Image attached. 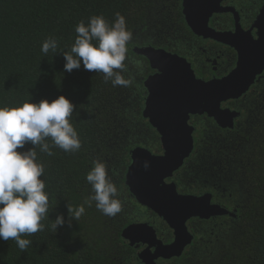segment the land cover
I'll return each instance as SVG.
<instances>
[{"label": "trees", "instance_id": "1", "mask_svg": "<svg viewBox=\"0 0 264 264\" xmlns=\"http://www.w3.org/2000/svg\"><path fill=\"white\" fill-rule=\"evenodd\" d=\"M182 1L0 0V107L51 102L64 96L75 106L70 123L81 141V148L75 153L54 147L53 155L48 156L36 147L37 160L45 167L42 179L49 194V211L41 221L45 230L22 236L31 241L23 252L14 240H0V264L118 262L117 244L121 243L117 227L123 220L121 212L109 217L97 210L95 202L91 207L85 204L92 194L86 174L94 162L105 163L120 199L129 194L124 174L130 151L139 146L151 151L159 148L157 132L142 116L146 96L143 82L149 66L133 49L152 41L163 47L169 43L165 40H175L176 29H185ZM117 13L125 18L127 29L132 32L126 70L121 74L134 83L114 87L99 72L83 68L65 72L63 54L74 44L76 25L80 21L87 24L92 16H103L111 25ZM153 32L160 34L151 37ZM48 37L58 41V48L44 55L41 46ZM259 103L260 109L252 114L249 129L245 132L244 127L242 132L243 149L230 156L238 161L237 168H232L236 185H227L223 198L215 195L229 209L238 206L236 217L222 225L209 245L211 251L205 256H192L195 259L191 264H264V100ZM246 118L250 121L249 113ZM203 126L207 129L206 124ZM208 131L204 132L206 137ZM31 147L26 144L18 151ZM129 200L126 197L125 203ZM80 205L85 212L69 227L67 221L73 214L68 208ZM57 215L63 216L66 223L58 226L55 233L50 224ZM202 237L200 234L198 238Z\"/></svg>", "mask_w": 264, "mask_h": 264}, {"label": "water", "instance_id": "2", "mask_svg": "<svg viewBox=\"0 0 264 264\" xmlns=\"http://www.w3.org/2000/svg\"><path fill=\"white\" fill-rule=\"evenodd\" d=\"M226 0H183L182 15L188 29L196 36L211 39L234 48L238 53L236 67L225 77L202 81L196 78L183 57L152 45L135 47L133 53L144 58L154 72L143 82L146 96L142 116L157 132L162 154H152L144 147L130 151V162L124 174L125 185L136 202L161 218L173 231L174 241L164 246L156 240L154 230L147 224H131L121 237L134 243L148 244L156 251L155 259L179 257L191 244L192 235L186 223L192 219L208 220L231 215L226 209L211 203V194L181 195L174 183H166L193 149V128L190 116L206 115L222 128L232 127L233 113L222 110L221 104L238 99L264 71V4L252 28L257 30L253 40L241 30L238 13L221 4ZM232 13L235 33L216 32L208 24L215 14ZM148 163L147 169L144 164ZM144 264L147 262L140 254Z\"/></svg>", "mask_w": 264, "mask_h": 264}, {"label": "clouds", "instance_id": "3", "mask_svg": "<svg viewBox=\"0 0 264 264\" xmlns=\"http://www.w3.org/2000/svg\"><path fill=\"white\" fill-rule=\"evenodd\" d=\"M77 36L69 52L63 54L64 71L73 70L99 72L103 80L115 86L129 87L134 81L121 74L126 70L125 60L132 32L119 13L110 25L103 16H92L85 24L80 21L76 27ZM58 41L48 37L42 43L41 52L47 55L55 52ZM74 105L64 96L49 102H25L18 107H0V240H14L23 252L31 244L25 235L45 230L41 223L49 211V194L42 177L45 167L38 162L36 147L48 156L56 147L65 153H75L81 148L78 133L70 123ZM50 141V142H49ZM26 144L33 147L26 151ZM148 163L144 167L147 169ZM92 194L85 200L89 207H95L102 214L115 217L122 211L118 199V189L108 175L103 162H94V167L86 174ZM73 215L67 223L78 220L85 207L68 208ZM66 223L63 216L57 215L50 228L56 233L58 226Z\"/></svg>", "mask_w": 264, "mask_h": 264}, {"label": "flooded vegetation", "instance_id": "4", "mask_svg": "<svg viewBox=\"0 0 264 264\" xmlns=\"http://www.w3.org/2000/svg\"><path fill=\"white\" fill-rule=\"evenodd\" d=\"M263 4L264 0H226L221 5L233 8L238 13V24L241 30L249 33L248 36L256 40L257 30L252 26ZM208 26L216 32L233 34L236 31L232 13L213 15ZM176 33L175 40L172 38L170 41L165 40L169 43L164 44L163 47L153 41L150 45L185 58L196 78L202 81L220 79L236 67L238 53L234 48L196 36L186 24L185 29H176ZM153 34L154 36H150L157 37L156 35L160 32H153ZM170 45L173 48H168ZM147 73L149 76L154 72L149 68ZM261 100H264V71L256 76L254 83L246 93L238 99L228 100L221 104L222 110H228L234 115L232 120L228 122L232 124L231 128L220 127L206 115L190 116L188 124L193 128L192 152L172 177L166 180V183H174L177 193L181 195L211 194L212 204L221 206L234 216H215L208 220L190 219L186 223V227L193 237L191 244L184 248L179 257L155 259L152 254L155 253L156 249L153 246L150 247L148 244L142 243L131 245L129 241L121 237V232L131 224L144 223L154 230L156 240L167 246L174 241L173 231L155 213L138 204L130 193L126 194L125 197L121 196L120 200H123V204L120 217L123 220L119 222L117 227L118 239L121 244H117L120 250L117 254L119 256L118 262L114 258L115 264H144L138 257L140 254L144 255V259L152 264H191L190 261L195 259L192 256H205L211 251L209 245H212L214 237L222 230V225H227L228 220L236 217L238 206L235 205L229 209L227 204L218 200L216 196L223 198L228 191L227 185H236L237 181L233 179V176L236 175L232 173V168L234 165L236 166L235 169L237 168L238 161L230 159V156L232 153L237 155L239 150L243 149L240 147L244 141L241 136L242 132L244 127L246 128L245 132L249 129L248 125L251 124L252 114L258 113L260 109L258 106L261 104L259 101ZM248 113L250 121H247L248 118H246ZM203 124L207 125V129L204 128ZM206 130H209L208 137L204 135ZM157 143L159 145L157 150L148 149L152 154H162L159 136ZM126 197L130 199L128 204L125 203ZM202 223L207 224L206 227ZM200 234L203 235L202 238H198Z\"/></svg>", "mask_w": 264, "mask_h": 264}]
</instances>
